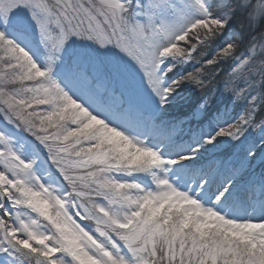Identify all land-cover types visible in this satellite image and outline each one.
<instances>
[{
  "label": "snow or ice",
  "instance_id": "6c2138e0",
  "mask_svg": "<svg viewBox=\"0 0 264 264\" xmlns=\"http://www.w3.org/2000/svg\"><path fill=\"white\" fill-rule=\"evenodd\" d=\"M0 264H264V0H0Z\"/></svg>",
  "mask_w": 264,
  "mask_h": 264
},
{
  "label": "trees",
  "instance_id": "16d2710c",
  "mask_svg": "<svg viewBox=\"0 0 264 264\" xmlns=\"http://www.w3.org/2000/svg\"><path fill=\"white\" fill-rule=\"evenodd\" d=\"M234 27L236 28L237 31H239V26L238 25H234ZM245 44H247V31L246 30H245ZM189 95H191V93Z\"/></svg>",
  "mask_w": 264,
  "mask_h": 264
}]
</instances>
